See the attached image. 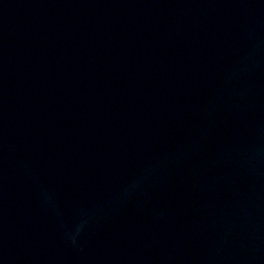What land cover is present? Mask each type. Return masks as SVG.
I'll return each mask as SVG.
<instances>
[{
  "label": "water",
  "instance_id": "obj_1",
  "mask_svg": "<svg viewBox=\"0 0 264 264\" xmlns=\"http://www.w3.org/2000/svg\"><path fill=\"white\" fill-rule=\"evenodd\" d=\"M0 264H264V0H0Z\"/></svg>",
  "mask_w": 264,
  "mask_h": 264
}]
</instances>
